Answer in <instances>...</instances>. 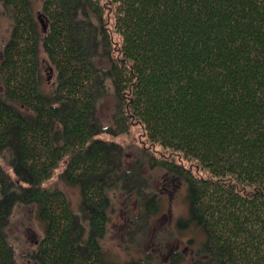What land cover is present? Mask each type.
<instances>
[{"label": "trees", "instance_id": "16d2710c", "mask_svg": "<svg viewBox=\"0 0 264 264\" xmlns=\"http://www.w3.org/2000/svg\"><path fill=\"white\" fill-rule=\"evenodd\" d=\"M0 1L15 24L0 60V153L11 169L0 163V264H16L8 229L20 205L45 224L36 263L109 264L113 192L127 245L141 246L161 211L146 175L156 168L187 183L179 224L206 234L189 264H264V0H43V31L32 1ZM42 52L56 71L51 96ZM131 126L143 141L128 161L130 146L100 137ZM65 162L79 213L46 184Z\"/></svg>", "mask_w": 264, "mask_h": 264}, {"label": "rangeland", "instance_id": "374dc122", "mask_svg": "<svg viewBox=\"0 0 264 264\" xmlns=\"http://www.w3.org/2000/svg\"><path fill=\"white\" fill-rule=\"evenodd\" d=\"M32 1L34 12L40 23V30L44 29V18L42 8L43 0ZM13 14L6 9L5 5L0 1V60L6 43L10 40L14 28ZM42 66V87L44 92L51 96L56 87V71L49 63L47 55L41 53ZM109 94L102 101L99 107V116L105 126L112 125L115 104L114 88L110 80H107ZM0 79V95L3 93ZM128 134L112 137L108 134L101 135L100 138L105 140H115L130 146L127 150L128 161L132 160L138 152L136 145L142 144L143 130L136 126H131ZM156 150L161 151V147L156 146ZM0 163L4 165L8 172H11L10 166L0 153ZM188 165V164H187ZM66 162L55 172L53 177L46 184L58 186L62 189L69 199V203L74 212L79 213L82 201L80 186L66 182L61 174L65 169ZM148 180L152 185V189L161 195L160 213L154 218L150 235L145 239L141 246L136 244L128 246L125 235L122 231V224L125 214H123V196L120 192H113V203L115 204V212L112 215L109 231L102 244L105 248V258L109 264H124L131 260L145 258L150 256L149 264H170L175 253L180 252L179 264H189L194 257V253L203 245L206 240V234L194 224L185 223L181 226L179 221H186L189 218V200L187 199L188 189L187 183L177 177L167 173L165 169H152L147 172ZM9 226V240L12 243L16 255V264H38L32 259L39 241L45 236L46 228L44 222L38 217L37 207L34 205L17 206Z\"/></svg>", "mask_w": 264, "mask_h": 264}]
</instances>
